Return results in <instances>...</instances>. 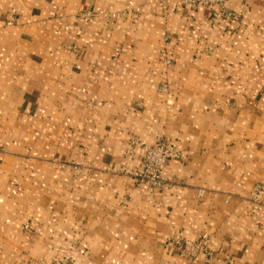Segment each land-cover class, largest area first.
Masks as SVG:
<instances>
[{"label": "crops", "instance_id": "0c3cea01", "mask_svg": "<svg viewBox=\"0 0 264 264\" xmlns=\"http://www.w3.org/2000/svg\"><path fill=\"white\" fill-rule=\"evenodd\" d=\"M226 4L0 0V264H264V0Z\"/></svg>", "mask_w": 264, "mask_h": 264}, {"label": "built area", "instance_id": "2783aa9c", "mask_svg": "<svg viewBox=\"0 0 264 264\" xmlns=\"http://www.w3.org/2000/svg\"><path fill=\"white\" fill-rule=\"evenodd\" d=\"M186 4L195 7H216V16H220L225 20H238L240 15L236 11L230 10L227 7V0H184ZM13 20L8 21L11 25ZM137 147H143L144 153L140 157L141 166L134 173V177L139 183L148 184L152 189L157 190L169 185V179L164 175V170L167 164L172 159L181 158L180 152L177 150L175 144L167 139L160 138L155 144L149 145L143 143L136 136H132L129 141L128 154H133ZM127 171V169H124ZM129 172V171H128ZM264 191V186L257 190V194ZM179 249L182 255L192 259L203 258L208 261L212 256L210 249V236L208 233L203 234L196 240L178 239L170 242ZM40 264H71L64 259H55L50 262L41 261Z\"/></svg>", "mask_w": 264, "mask_h": 264}]
</instances>
